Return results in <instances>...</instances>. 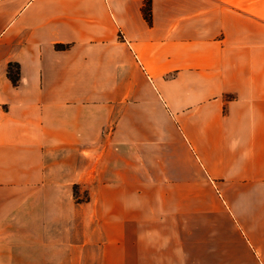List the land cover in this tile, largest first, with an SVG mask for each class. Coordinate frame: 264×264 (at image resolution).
<instances>
[{"label":"crops","instance_id":"1","mask_svg":"<svg viewBox=\"0 0 264 264\" xmlns=\"http://www.w3.org/2000/svg\"><path fill=\"white\" fill-rule=\"evenodd\" d=\"M143 4L0 0V264H264V0Z\"/></svg>","mask_w":264,"mask_h":264},{"label":"trees","instance_id":"2","mask_svg":"<svg viewBox=\"0 0 264 264\" xmlns=\"http://www.w3.org/2000/svg\"><path fill=\"white\" fill-rule=\"evenodd\" d=\"M142 12L144 15V18L151 22V0H144V4L142 7ZM65 45L58 44L56 45V48L63 49L65 48ZM7 75L11 82L16 85L19 80V67L16 63H9L7 68Z\"/></svg>","mask_w":264,"mask_h":264},{"label":"rangeland","instance_id":"3","mask_svg":"<svg viewBox=\"0 0 264 264\" xmlns=\"http://www.w3.org/2000/svg\"><path fill=\"white\" fill-rule=\"evenodd\" d=\"M86 199H88V194H86V193H78L77 192V186L74 185L73 193H72V200H74L75 202H80V201H84Z\"/></svg>","mask_w":264,"mask_h":264}]
</instances>
